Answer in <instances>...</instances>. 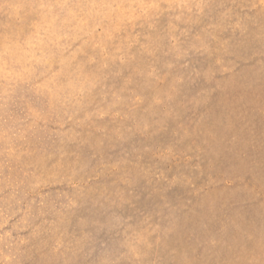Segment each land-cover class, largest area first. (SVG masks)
I'll use <instances>...</instances> for the list:
<instances>
[{
	"label": "rangeland",
	"instance_id": "rangeland-1",
	"mask_svg": "<svg viewBox=\"0 0 264 264\" xmlns=\"http://www.w3.org/2000/svg\"><path fill=\"white\" fill-rule=\"evenodd\" d=\"M0 264H264V0H0Z\"/></svg>",
	"mask_w": 264,
	"mask_h": 264
}]
</instances>
